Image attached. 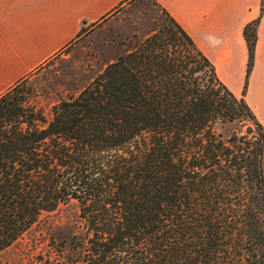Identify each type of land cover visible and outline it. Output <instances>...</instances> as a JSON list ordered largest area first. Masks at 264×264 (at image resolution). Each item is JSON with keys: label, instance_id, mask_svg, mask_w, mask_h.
Returning <instances> with one entry per match:
<instances>
[{"label": "trees", "instance_id": "trees-1", "mask_svg": "<svg viewBox=\"0 0 264 264\" xmlns=\"http://www.w3.org/2000/svg\"><path fill=\"white\" fill-rule=\"evenodd\" d=\"M155 4L160 30L49 122L19 99L28 79L0 97V253L74 204L78 222L48 225L36 264H264V125L245 100L259 19L238 98ZM237 121L244 134L215 132Z\"/></svg>", "mask_w": 264, "mask_h": 264}, {"label": "crops", "instance_id": "crops-1", "mask_svg": "<svg viewBox=\"0 0 264 264\" xmlns=\"http://www.w3.org/2000/svg\"><path fill=\"white\" fill-rule=\"evenodd\" d=\"M128 0H0V97L28 79L70 42ZM214 64L222 83L242 96L247 76L245 25L261 0H155ZM245 99L264 124V15Z\"/></svg>", "mask_w": 264, "mask_h": 264}, {"label": "rangeland", "instance_id": "rangeland-1", "mask_svg": "<svg viewBox=\"0 0 264 264\" xmlns=\"http://www.w3.org/2000/svg\"><path fill=\"white\" fill-rule=\"evenodd\" d=\"M263 1L261 0L260 3V15L252 20L259 19L256 46L264 15V12L261 14ZM163 20L164 16L155 4V0H128L126 4L117 7L97 22L84 26L79 39L71 41L70 45L28 77V80L21 85L22 94L19 99H23L26 109L40 110L49 122L55 105L79 95L107 65L115 62L119 56L136 49L149 35L158 32ZM220 82L222 83L221 80ZM248 82L249 78L245 95ZM248 127L246 121H237L218 123L214 129L223 140H227L234 134H244ZM77 222L78 208L74 204L61 206L53 213L44 214L33 229L0 253V264H36L37 257L48 240L47 226L62 227L63 231H67Z\"/></svg>", "mask_w": 264, "mask_h": 264}]
</instances>
